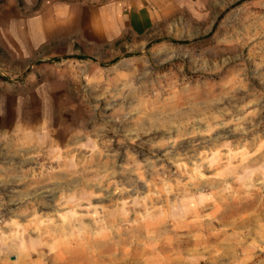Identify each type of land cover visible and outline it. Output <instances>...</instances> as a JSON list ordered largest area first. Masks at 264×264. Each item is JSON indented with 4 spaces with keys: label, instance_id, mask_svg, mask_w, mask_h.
Wrapping results in <instances>:
<instances>
[{
    "label": "rangeland",
    "instance_id": "obj_1",
    "mask_svg": "<svg viewBox=\"0 0 264 264\" xmlns=\"http://www.w3.org/2000/svg\"><path fill=\"white\" fill-rule=\"evenodd\" d=\"M148 3L98 57L0 33V122L37 126L0 135V264L264 255V0Z\"/></svg>",
    "mask_w": 264,
    "mask_h": 264
},
{
    "label": "crops",
    "instance_id": "obj_2",
    "mask_svg": "<svg viewBox=\"0 0 264 264\" xmlns=\"http://www.w3.org/2000/svg\"><path fill=\"white\" fill-rule=\"evenodd\" d=\"M154 17L148 0H0V33L13 34L15 46L22 27H31L56 40L54 52L89 57H98L104 45L116 43L129 30L141 33ZM29 126L25 121L0 122V135L13 137ZM260 252L257 264H264Z\"/></svg>",
    "mask_w": 264,
    "mask_h": 264
}]
</instances>
